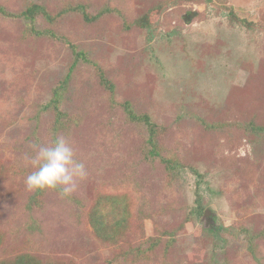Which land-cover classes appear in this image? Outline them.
I'll use <instances>...</instances> for the list:
<instances>
[{
	"label": "rangeland",
	"instance_id": "rangeland-1",
	"mask_svg": "<svg viewBox=\"0 0 264 264\" xmlns=\"http://www.w3.org/2000/svg\"><path fill=\"white\" fill-rule=\"evenodd\" d=\"M31 1L42 35L0 14V261L264 264V0H0ZM74 63L56 134L87 178L29 211L23 170L55 139L43 106Z\"/></svg>",
	"mask_w": 264,
	"mask_h": 264
},
{
	"label": "trees",
	"instance_id": "trees-1",
	"mask_svg": "<svg viewBox=\"0 0 264 264\" xmlns=\"http://www.w3.org/2000/svg\"><path fill=\"white\" fill-rule=\"evenodd\" d=\"M47 14V9L44 5L39 4L37 2L31 1L29 5L22 11H11L8 9L4 4L0 2V14H2L5 17H13V18H23L30 30L38 35L44 34L46 31H42L36 27V21L37 17L39 14ZM150 26V25H149ZM151 28V26L149 27ZM147 39L150 41L153 39V32L151 29L148 30L147 32ZM78 58L81 57V53L79 51H76ZM78 60V59H76ZM75 63L70 66L68 73L66 76L59 82L57 86H55L53 90V95L52 97L44 104V111H51L53 110L55 113V121L53 125V131L54 133V138H56L58 135L56 134L62 129H66L67 127L64 125L68 124V119H67V112L62 110L61 104L63 102V93L67 90V86L69 85L70 79H71V74L74 69ZM101 80L103 83L107 82V79L103 74H101ZM125 109L128 113V116L130 117L131 120L133 121H140L144 123L149 131V137L147 141L149 144H152L151 149H149L150 154H156L157 153V148H156V141H155V134L157 133V125L154 123L148 114H138L134 111V109L131 107V103L129 101H126L124 103ZM66 119H63V118ZM251 128L254 130H259L262 129L261 127H257L254 124H251ZM260 132V131H259ZM163 162L166 164L167 169L170 171L176 168L180 167V163L178 161L172 160V159H167L164 158ZM193 168V167H192ZM194 172L197 174V177L200 179L203 178V175L197 171L195 168ZM29 174L31 171L28 167H25L24 170ZM48 190H43V191H33V193L30 195L29 200L27 202V207L29 208V211H31L34 206L40 204L42 197L47 193ZM59 193V190H54ZM205 209L206 205L204 203V196L202 194V191L199 188L196 189V197H195V205L192 207V215L195 217H202L205 214ZM106 220L105 217H98L95 216L93 219V226L98 229V232L103 231L105 226H106ZM38 260L35 257H30L29 255H20L16 257L15 259L12 260V263L7 262V261H0V264H39L37 262Z\"/></svg>",
	"mask_w": 264,
	"mask_h": 264
},
{
	"label": "clouds",
	"instance_id": "clouds-1",
	"mask_svg": "<svg viewBox=\"0 0 264 264\" xmlns=\"http://www.w3.org/2000/svg\"><path fill=\"white\" fill-rule=\"evenodd\" d=\"M28 163L33 169L24 181L29 191L59 190L62 196H70L88 174L64 136H57L50 145H40Z\"/></svg>",
	"mask_w": 264,
	"mask_h": 264
}]
</instances>
